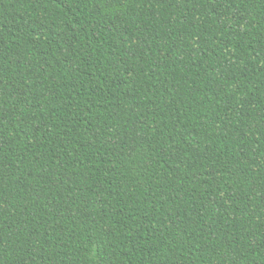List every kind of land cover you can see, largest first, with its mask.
Listing matches in <instances>:
<instances>
[{
  "label": "trees",
  "instance_id": "trees-1",
  "mask_svg": "<svg viewBox=\"0 0 264 264\" xmlns=\"http://www.w3.org/2000/svg\"><path fill=\"white\" fill-rule=\"evenodd\" d=\"M0 264H264V0H0Z\"/></svg>",
  "mask_w": 264,
  "mask_h": 264
}]
</instances>
